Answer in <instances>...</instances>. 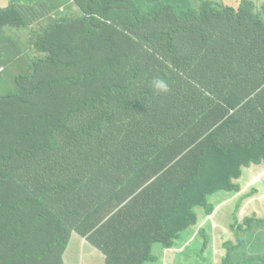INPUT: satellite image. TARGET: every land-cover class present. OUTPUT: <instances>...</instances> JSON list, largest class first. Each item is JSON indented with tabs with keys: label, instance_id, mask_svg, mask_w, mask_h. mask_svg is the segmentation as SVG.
I'll return each instance as SVG.
<instances>
[{
	"label": "trees",
	"instance_id": "1",
	"mask_svg": "<svg viewBox=\"0 0 264 264\" xmlns=\"http://www.w3.org/2000/svg\"><path fill=\"white\" fill-rule=\"evenodd\" d=\"M10 1L30 72L0 94V264H63L74 233L105 264L155 262L264 166V0ZM35 2L36 24L17 7Z\"/></svg>",
	"mask_w": 264,
	"mask_h": 264
},
{
	"label": "rangeland",
	"instance_id": "2",
	"mask_svg": "<svg viewBox=\"0 0 264 264\" xmlns=\"http://www.w3.org/2000/svg\"><path fill=\"white\" fill-rule=\"evenodd\" d=\"M221 1L229 5L239 0ZM253 1L256 9L263 2V0ZM161 4L172 6L179 11H185L187 9H197L201 4V0H161ZM21 9L27 15L30 23L35 24L52 14L50 7L40 2H35L32 5L23 4ZM103 40L106 43L105 51L110 37L107 36ZM9 54L10 64H5L4 72H0V94L14 93L17 90V79L30 72L25 66L19 67L17 63L19 60L24 59V52L16 47L14 53ZM235 182L240 185L239 192H233L229 196H226L227 193L222 192L213 195L209 199L213 202L215 211H218L227 201L237 198V202L233 203L232 217L229 222V225H232L233 239H231L230 233H225L224 235L217 233L215 228L221 229L226 226L219 224L210 216L213 212L202 218V226L209 236L214 237L227 248L229 255L225 260V264H264V168L254 165L242 168L241 176ZM250 198H253V200L248 204L247 200ZM246 217L251 220L247 228L245 224H242ZM180 236L183 237L182 234ZM181 237L178 238V242ZM89 243L90 241L86 239L75 241L71 246L72 253L68 260L77 261L81 259V253L83 251L87 252ZM224 247L223 251L222 245H212L211 252L214 253L212 260L209 248L207 247L204 251L202 245L198 244L187 248L184 253L182 252L177 256L172 264H222L223 255L226 254ZM162 253H166L162 246L154 247L153 254L156 256L157 261L160 260ZM154 264H157V262Z\"/></svg>",
	"mask_w": 264,
	"mask_h": 264
},
{
	"label": "crops",
	"instance_id": "3",
	"mask_svg": "<svg viewBox=\"0 0 264 264\" xmlns=\"http://www.w3.org/2000/svg\"><path fill=\"white\" fill-rule=\"evenodd\" d=\"M156 3L161 4V0H154ZM11 4L10 0H0V9H7L9 8ZM226 4V3H225ZM162 5V4H161ZM228 5V4H227ZM238 2L234 3V7H237ZM23 6V5H22ZM21 5H18V9L21 11V13L27 18V15L22 11ZM79 14V12H76ZM82 14V11H81ZM80 14V15H81ZM28 19V18H27ZM15 40H14V32L12 31L10 34L5 33L4 29L0 27V72L4 68L5 64H10L9 61V53H14V50H16L15 46ZM8 53V55H7ZM7 55V56H6ZM6 56V57H5ZM4 72V70L2 71ZM179 152V151H178ZM188 151H180L177 156H181L185 154ZM255 166H262V165H255ZM264 168V166H262ZM240 178V177H239ZM238 178V179H239ZM236 179V180H238ZM120 180H123V178L117 180L119 182ZM234 180V182L236 181ZM238 184L237 182H235ZM239 185V184H238ZM240 187V185H239ZM240 191V190H239ZM238 191V192H239ZM222 193V192H218ZM216 193V194H218ZM227 193V192H225ZM232 193H227L226 196L231 195ZM227 198V197H226ZM253 200V198H250L247 200V203L249 204ZM210 202L213 204V202L210 200ZM237 202V198H233L232 200L227 201L218 211H214L210 215L212 218L217 221L219 224H224L226 226L225 228H215L218 234L224 235L225 233H230L231 239H233V233H232V225H229V222L232 217V209H233V203ZM197 222L194 226L189 227L181 232H179V235L182 234L183 237H181L180 241L178 242L179 236L172 239V248H164L166 250V253H162L160 260L155 261L157 264H172L178 255H180L182 252L184 253L187 248H190L192 246H196L198 244L202 245V248L204 251L209 248V254L210 258H214V253L211 252V247L214 244L215 246L219 245V242L214 238L209 236L202 226V218L205 217V215L202 213V211L197 212ZM213 239V240H212ZM82 240V237L78 234L74 233L72 236V241L69 243V246L64 254V264H105L104 257L98 251L93 245H90L87 249V252L83 251L81 253L82 258L75 261L68 260V257L72 253V245L75 241ZM93 248H95L93 250ZM224 251V250H223ZM164 254V255H163ZM229 253L226 252L225 255H223V258L221 260L222 264H225V260L228 258ZM213 260V259H212ZM153 262L152 264H154Z\"/></svg>",
	"mask_w": 264,
	"mask_h": 264
},
{
	"label": "clouds",
	"instance_id": "4",
	"mask_svg": "<svg viewBox=\"0 0 264 264\" xmlns=\"http://www.w3.org/2000/svg\"><path fill=\"white\" fill-rule=\"evenodd\" d=\"M229 5L231 6V8H234V6H233L234 4H229ZM3 70H4V68L1 70V72ZM153 85H154V87L157 90H159L161 92H166L168 90L167 85L165 84V82L163 80L156 79V80L153 81ZM76 234H78L79 236H81L82 237V240H85L86 239V240L90 241L87 237H84V236L80 235L79 233H76ZM90 245H93V243L91 241L89 243V246ZM68 246H69V244L67 245V248H68ZM93 247H94V245H93ZM67 248L65 249L64 254H65ZM64 254H63V264H64Z\"/></svg>",
	"mask_w": 264,
	"mask_h": 264
}]
</instances>
